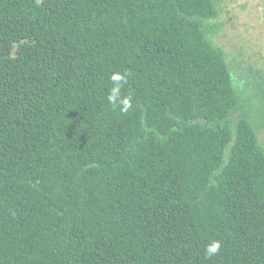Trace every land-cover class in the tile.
<instances>
[{"label":"trees","instance_id":"trees-1","mask_svg":"<svg viewBox=\"0 0 264 264\" xmlns=\"http://www.w3.org/2000/svg\"><path fill=\"white\" fill-rule=\"evenodd\" d=\"M221 1L0 0V264H264Z\"/></svg>","mask_w":264,"mask_h":264},{"label":"rangeland","instance_id":"rangeland-1","mask_svg":"<svg viewBox=\"0 0 264 264\" xmlns=\"http://www.w3.org/2000/svg\"><path fill=\"white\" fill-rule=\"evenodd\" d=\"M212 23L218 30L210 38L224 52L234 84L245 95L246 87H254L250 96L260 108L254 112L259 142L264 145V0H222ZM247 79L250 84L245 85Z\"/></svg>","mask_w":264,"mask_h":264},{"label":"clouds","instance_id":"clouds-1","mask_svg":"<svg viewBox=\"0 0 264 264\" xmlns=\"http://www.w3.org/2000/svg\"><path fill=\"white\" fill-rule=\"evenodd\" d=\"M112 80L117 84V90L119 87L120 82L122 81V77L119 75H114ZM220 250V243L218 241H213L210 245L206 248V255L208 257L215 256Z\"/></svg>","mask_w":264,"mask_h":264}]
</instances>
